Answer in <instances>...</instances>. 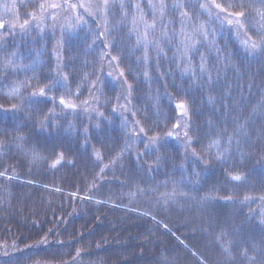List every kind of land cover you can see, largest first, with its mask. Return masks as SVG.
I'll use <instances>...</instances> for the list:
<instances>
[{"label":"trees","instance_id":"trees-1","mask_svg":"<svg viewBox=\"0 0 264 264\" xmlns=\"http://www.w3.org/2000/svg\"><path fill=\"white\" fill-rule=\"evenodd\" d=\"M58 1L0 0V264H264V0Z\"/></svg>","mask_w":264,"mask_h":264},{"label":"rangeland","instance_id":"rangeland-1","mask_svg":"<svg viewBox=\"0 0 264 264\" xmlns=\"http://www.w3.org/2000/svg\"><path fill=\"white\" fill-rule=\"evenodd\" d=\"M62 2H63V6H62ZM71 2H72V0H59L56 3V5L54 6L55 7V12H57V14L52 15V19H54V17L56 16V19L55 20H56V24L57 25H61V23L63 21L62 18L64 16H65V18H71V17L72 18H75L74 17L76 15L75 12L78 11V10H80V9H83L82 8L83 7V3H81V4H77V3L73 4ZM219 12H222L223 13L222 10L219 11ZM40 20H41L40 17L36 16L34 18V21H38V22H34L33 20L31 22H34L33 24H35V25L38 24V26H42V25H48V26H50L51 25V23L49 22V20H46V21L45 20L44 21H42V20L40 21ZM226 22L228 24H231V25H233V26H235L237 28V17L236 16H228L226 18Z\"/></svg>","mask_w":264,"mask_h":264},{"label":"snow or ice","instance_id":"snow-or-ice-1","mask_svg":"<svg viewBox=\"0 0 264 264\" xmlns=\"http://www.w3.org/2000/svg\"><path fill=\"white\" fill-rule=\"evenodd\" d=\"M241 15H242V14H241ZM34 95H37V94H34ZM38 95L43 96V95H44V90L42 89V90L38 93ZM60 103H61V104H64L65 102H64L63 99H61V100H60ZM65 106L68 107V106H70V105H65ZM178 107H179V108H184V105H183V104H180V105H178ZM169 135H171V133H170ZM232 179H233V180H240V177H239V176H233Z\"/></svg>","mask_w":264,"mask_h":264}]
</instances>
